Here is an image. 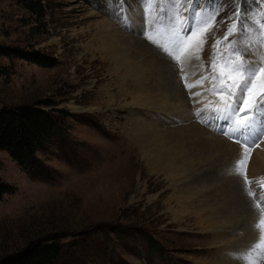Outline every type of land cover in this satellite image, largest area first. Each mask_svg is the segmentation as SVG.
<instances>
[{
  "label": "rangeland",
  "instance_id": "1",
  "mask_svg": "<svg viewBox=\"0 0 264 264\" xmlns=\"http://www.w3.org/2000/svg\"><path fill=\"white\" fill-rule=\"evenodd\" d=\"M124 3L127 8L120 18L114 14L118 0H0V45L13 48V57L0 54V105L41 103L56 114L61 130L38 153L43 165L39 168L22 166L0 149V178L16 187L0 201V258L35 240H58L63 251L54 264H213L219 260L239 264L234 252L249 231L244 216H236L228 206L231 185L241 184L246 196L240 199L256 205L247 194L243 176L225 174L194 183L198 174L231 165L227 157L218 163L214 159L192 162L187 175L170 173L164 166L151 167L147 154L136 152L147 179L163 185L146 192V181L137 172L136 182L144 195L132 201L133 193L116 183L121 173L117 170L124 169L128 159L124 148L135 151L131 143L138 137L131 133L132 125L144 122L166 133L173 128L170 122L177 119L157 106V98L150 92L130 89L127 83L137 75L121 74L126 60L112 61L102 50L100 31L107 20L121 34L148 41L132 22L138 10L145 15V6L138 0ZM170 5L175 7L172 14ZM185 5L181 8L176 0H158L154 14L159 16L160 9H167L169 15L178 11L188 19L197 9L202 15L204 11L219 13L204 35L199 61L191 66L194 74L187 81L210 73L213 44L223 39L232 22L227 17L237 5L248 30L243 36L237 31L228 40L237 41L242 49L251 45L243 56L246 61H256L264 54V49L257 51L256 44V32L264 24V0H185ZM141 25L145 27V21ZM161 43L171 44L165 38ZM221 50L228 51L224 45ZM17 53L56 64L44 66ZM127 62L135 64L139 59L128 57ZM179 70L186 89L180 65ZM210 86L205 80L197 87L209 94L208 102L220 103L219 96L209 93ZM257 88L248 98L249 105L258 99V93L264 95ZM140 100L151 103L145 108ZM47 101L53 104L44 106L42 102ZM208 115L213 124L205 127L218 134L215 126L223 122ZM187 121L184 125L191 122ZM256 150L251 153L247 175L261 198L264 188L250 172Z\"/></svg>",
  "mask_w": 264,
  "mask_h": 264
},
{
  "label": "bare ground",
  "instance_id": "2",
  "mask_svg": "<svg viewBox=\"0 0 264 264\" xmlns=\"http://www.w3.org/2000/svg\"><path fill=\"white\" fill-rule=\"evenodd\" d=\"M174 8H171V5L169 6L171 14L174 13ZM132 18V22L138 26L137 30L139 32L144 31L145 27L141 25V22L145 21V15L140 14V10H138ZM100 33L102 34V50H105L106 56L112 61H116V58L126 60L121 74L126 76L137 75V79L128 82L127 86L130 89L134 87V91L136 90L137 92L141 90L150 92L157 98V106L162 109L164 108L163 110L177 118L174 123L170 122L173 128H170L171 130L166 131V133H159L158 129L160 127L147 126L144 122L132 125L134 128L131 133L135 138L138 137L135 143H131L135 151L130 150L128 146L124 148V151L128 152V159L123 162L124 169L117 170V173L119 171L121 173L116 178L117 182L115 180L116 183L122 185L119 186L120 188L123 187L127 192L133 193L134 198H131V200L141 198L144 195L139 190V186L141 185L136 182L137 172L146 181V192L163 185L160 181L159 183H154L151 178L147 179V173L143 170L141 162L137 159V153L141 151L147 154L149 166L154 168L164 166L165 170L170 173L183 172L187 175L192 170V162L200 164L208 159H214L218 163L222 157H227L231 160V165L222 170H210V172L196 175L194 183H206L207 180L214 179V177L218 178L219 175H238L233 169L235 161L241 156V146L232 142L231 140L233 139L228 138L226 135H219L217 126H215V129L218 134L212 130H208L199 121L198 115H196L197 110L203 108L206 102H208L209 94L203 90V87H193L188 91L182 87V81L179 78V65L180 67L181 64L183 65V72H181L188 75V79L192 78L194 73L191 66L194 62L199 61L196 59L197 54H193L189 50L182 57L181 61L177 62L167 51L157 44L144 38L142 41L140 38L121 34L119 29L110 20L102 24V31ZM128 57L133 60L139 59V62L129 64L127 62ZM195 81L192 80L189 83ZM195 93H200L201 95H194ZM189 94H192V97ZM138 102H143L145 108L151 103L150 100H140ZM157 106L155 107L159 108ZM193 107H195L194 112ZM199 116L202 118V115ZM187 119L191 122L184 125L183 122H188ZM255 154L252 161V171L250 172L253 175V179L259 181L261 177H264V142L257 147ZM179 162L182 163L179 164ZM231 186L233 195L228 206L236 216H244L245 229L249 231L242 242L243 244H239L238 250L234 252L236 256H239L240 251L248 249L257 241L259 230L255 226L260 220L261 212L258 211L255 203L250 199L247 202H243L240 199V197L246 196L241 184L234 182ZM212 263L223 264V261H212Z\"/></svg>",
  "mask_w": 264,
  "mask_h": 264
},
{
  "label": "snow or ice",
  "instance_id": "3",
  "mask_svg": "<svg viewBox=\"0 0 264 264\" xmlns=\"http://www.w3.org/2000/svg\"><path fill=\"white\" fill-rule=\"evenodd\" d=\"M241 2L246 3V0ZM140 3L145 6L146 38L162 47L177 62H180L189 50L193 54L199 53L206 42L204 35L215 24L216 16L219 14L218 10H213L204 11L202 15L197 9L185 19L178 11L174 15H169L167 9H160L159 16H156L154 13L158 0H140ZM176 5L185 7V0H176ZM126 8L127 4L124 0H118V4L114 6V14L122 18L121 14ZM227 20L232 22L228 25L223 39H217L213 44L210 73H206L193 83H188L186 75L183 78L188 89L201 86L205 80H209L211 85L208 89L209 93L220 97V103L209 101L203 108L197 110L196 115L205 112L213 119L222 121L225 125L220 129L222 134L241 145V156L235 161L233 170L243 176L247 194L255 198L256 193L251 188L252 181L247 175V165L252 151L264 142V95L258 93V99L252 105L248 104V98L253 95L257 87L260 88L261 93H264V54H261L256 61H246L243 56L251 45L242 49L237 41L228 40V37L237 31L243 36L248 30L238 5ZM256 36L257 51H261L264 49V24L259 26ZM161 38L169 40L172 47L162 44ZM221 45L228 50L226 54L221 50ZM199 58L197 54L196 59ZM181 71L183 72L182 64ZM201 122L207 121L202 119ZM258 184L264 188V177L259 179ZM261 199L264 200V196ZM256 207L260 208L261 212L260 220L255 226L259 230L258 239L248 249L239 252V264H261L264 261V208L260 207L259 201L256 202Z\"/></svg>",
  "mask_w": 264,
  "mask_h": 264
},
{
  "label": "trees",
  "instance_id": "4",
  "mask_svg": "<svg viewBox=\"0 0 264 264\" xmlns=\"http://www.w3.org/2000/svg\"><path fill=\"white\" fill-rule=\"evenodd\" d=\"M0 54L13 57V48L0 45ZM17 56L44 66L56 64L27 53H17ZM42 104L51 106L53 102L47 101ZM60 131L56 114L43 108L41 103L0 105V149L6 151L22 166L39 168L42 161L38 153L45 150L52 137ZM15 190L16 187L12 183L0 178V201ZM62 251L63 245L58 240L52 242L35 240L22 250L1 257L0 264H54Z\"/></svg>",
  "mask_w": 264,
  "mask_h": 264
},
{
  "label": "water",
  "instance_id": "5",
  "mask_svg": "<svg viewBox=\"0 0 264 264\" xmlns=\"http://www.w3.org/2000/svg\"><path fill=\"white\" fill-rule=\"evenodd\" d=\"M219 134H222V133H219ZM254 199V198H253ZM255 200V199H254Z\"/></svg>",
  "mask_w": 264,
  "mask_h": 264
}]
</instances>
